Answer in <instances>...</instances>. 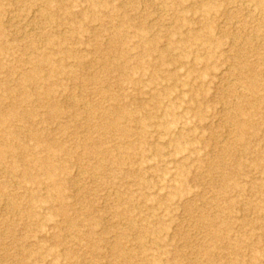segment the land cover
<instances>
[{
	"label": "rangeland",
	"instance_id": "obj_1",
	"mask_svg": "<svg viewBox=\"0 0 264 264\" xmlns=\"http://www.w3.org/2000/svg\"><path fill=\"white\" fill-rule=\"evenodd\" d=\"M48 1L0 0V264H264V11Z\"/></svg>",
	"mask_w": 264,
	"mask_h": 264
},
{
	"label": "bare ground",
	"instance_id": "obj_2",
	"mask_svg": "<svg viewBox=\"0 0 264 264\" xmlns=\"http://www.w3.org/2000/svg\"><path fill=\"white\" fill-rule=\"evenodd\" d=\"M23 1H26V0H23ZM40 2H41V5H40V8H47L48 7V3H49V1L48 0H40ZM244 2V4H245V6L249 9V10H251V9H253V11H254V13H261V11H264V0H245V1H243ZM39 8V9H40ZM38 9V10H39ZM41 10V9H40ZM0 13H3V10H1L0 9ZM259 15V14H258ZM43 58V57H42ZM43 62H45V61H43ZM50 74H52V73H50ZM19 76V75H18ZM35 77V76H34ZM34 77H31V78H34ZM51 77V75H49L48 77H45L44 79H43V81L47 78H50ZM20 85H21V83H19V87H20ZM23 93V92H22ZM10 94H12V92H10ZM15 94H17V93H13L12 94V96H15ZM24 95V97L26 98V99H30V97L31 96H33V93L32 94H28V93H26V92H24L23 93ZM53 95H54V91H53V88H51L49 85H48V88L46 89V91L43 93V97H44V100H46L47 101V104H48V106L51 108V111L52 110H55V108H56V104L54 103V100H53ZM17 96H18V94L16 95V98H17ZM15 99V98H14ZM18 100V99H17ZM18 102V101H17ZM18 105H19V103H16V101L14 102V104L12 105V109L10 110V112H9V116H10V118L13 120V121H16V122H19V123H22V122H24L25 121V119L29 116L28 114H27V111H25V112H21V111H19L18 110ZM105 115H106V113H105ZM48 117H49V119H51V118H53L54 117V114H53V112H48ZM30 117H28V119H29ZM104 120V119H103ZM27 121V120H26ZM114 122V124H111V126H116L117 127V125H116V122L115 121H113ZM18 137V133L16 132V130H14V131H7V132H5L4 134H3V136H2V138L4 139V140H10V139H16ZM99 145H100V143H97V146L99 147ZM4 153V150L3 149H1L0 148V157H1V155ZM12 154H16V152L14 151ZM46 166V170L49 168V164H46L45 165ZM24 176H26V177H31V174H30V170H25V172H24ZM135 226V225H134Z\"/></svg>",
	"mask_w": 264,
	"mask_h": 264
}]
</instances>
